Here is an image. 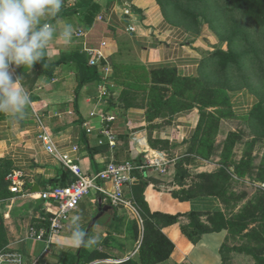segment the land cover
I'll return each instance as SVG.
<instances>
[{
  "label": "crops",
  "instance_id": "obj_1",
  "mask_svg": "<svg viewBox=\"0 0 264 264\" xmlns=\"http://www.w3.org/2000/svg\"><path fill=\"white\" fill-rule=\"evenodd\" d=\"M127 8L131 10L130 16L124 14ZM65 22L74 28L70 41L59 38ZM41 23H49L55 29L45 54L46 63L56 66L43 74L38 73V63L31 68L13 66L14 78L21 77L20 84L32 103L26 107L19 121L0 113V159L10 161L12 170L24 172V190L28 194H17L2 214L9 248L20 255L23 264H31L38 258L47 263L48 259L54 258L53 252L44 253V245L29 239L30 229L41 223L44 211L53 212L55 208L53 204L44 202L40 193L70 185L76 178L39 139L37 120L40 119L58 152L73 159L85 175L104 170L112 160L142 162L152 159L153 153H160L169 162L168 174L173 176L172 179L167 180L163 178L166 175L152 169L137 174V178L147 184L144 196L152 213L182 215L178 224L162 228L175 248L170 258L159 264H223L226 231L205 234L197 243L183 233V227L190 224L188 214L191 212L224 213L221 200L198 197L181 202L172 196V192L180 190L174 184L175 164L195 133L198 122L195 111L149 122L145 109L125 108L120 100L122 88L114 79L115 65L131 62L144 66L149 72L174 69L182 78L200 77L209 54L206 46L194 34L171 24L157 0H63L58 16H45ZM129 26L135 31H129ZM91 51L102 54L97 66L99 78L86 82V78H90L87 74ZM105 90L107 94L102 95ZM256 102L257 99L248 91H242L238 101L232 100L233 110L237 115L247 114ZM102 112L116 117L111 124L114 147H110L107 140L104 145L98 144L102 125L99 118L91 114ZM85 125L94 130L93 134L86 133ZM151 140L157 141L159 148H153ZM74 147H78V151L74 152ZM132 187L125 189L128 198L133 197ZM101 203V196L97 193L94 198L85 197L81 201L53 245L54 253L61 249L75 254L83 246L77 249L69 239L73 221L78 219L86 232L94 218L89 219L87 212L92 209L99 212ZM102 204L110 207L104 214L109 215L104 234L106 239L111 237L113 243L112 238L122 237L126 231V225L121 234L115 230V223L123 218L118 212L128 216L132 214L123 208ZM206 220L207 217L202 218L203 222ZM103 223L98 225V221L88 235L96 239L94 245L85 246L90 252L103 242L99 238ZM140 245L141 241L137 242L121 260L135 257Z\"/></svg>",
  "mask_w": 264,
  "mask_h": 264
},
{
  "label": "rangeland",
  "instance_id": "obj_2",
  "mask_svg": "<svg viewBox=\"0 0 264 264\" xmlns=\"http://www.w3.org/2000/svg\"><path fill=\"white\" fill-rule=\"evenodd\" d=\"M164 1L166 2L167 0ZM181 7H189L191 10L196 8L199 11L197 22L190 18H182L179 10L176 11L175 8L169 7L167 12L171 20L168 21L175 26L189 30L190 33L196 36L197 40L206 46L208 53L227 49L228 45H231L232 49L237 53L248 54L243 60V73L236 72L237 68L235 67L232 74L229 75L218 76L213 73L211 75L212 80H214L213 83L222 82L229 90L233 101H238L242 91H248L256 99L264 98V31L255 29L254 23L243 16L242 13L229 14L227 9H225L223 0H205L203 5L197 7L189 6L182 2ZM224 11L225 13H223ZM246 33L250 36L245 42L243 37ZM239 34L242 37H234V35ZM121 64L126 66L137 63H119V66H122ZM142 77L143 74L137 71L119 69L118 81L123 86L128 87L129 91L136 93L139 100H141L145 92H148L145 87L150 85H147V83L152 81L149 76H145L140 83ZM135 85L139 86L135 88ZM218 90L215 89L211 95L204 94L205 96L201 98L200 105L188 102L194 106L188 111L194 110L198 117L196 129L201 122L200 115L202 111L214 113L217 116V120H214L211 125L202 127L203 146L197 149V152L187 156L188 149L182 150L178 160L188 159L185 166L193 175L202 172L212 173L224 169L222 175L224 179H227L228 184L223 194V206L224 214L228 221V228L226 230L227 239L224 245L225 260L223 264H264V124L259 122L258 119L254 120L241 114L240 116H235L231 108L226 106L218 109L202 106L204 101L220 105L223 98L217 96L218 93L216 91ZM196 92H199V90ZM172 93L173 90L168 95ZM199 96L200 93H196V97L193 98L198 99ZM191 98L189 97V99ZM242 161L248 167L237 170L236 165ZM11 171L12 169L9 173ZM7 176L5 178L6 182ZM163 178L170 180L173 176L167 174ZM189 185H191V182H189ZM8 190L10 196L0 200L1 214L6 211L10 200L17 196L10 189ZM94 194L96 192L92 191L87 196L88 199L94 198ZM118 213L123 218H126V231L122 237L112 238L113 243L110 241L111 237L106 239L104 234V226L109 215L106 214L102 217L98 224L101 225L105 222L99 237L103 242L95 250L108 253L112 258L111 260L125 259L127 251L133 250L137 245L136 225L133 223L136 219L135 216L131 214V216H128L121 211ZM97 214L98 209H92L87 212L89 219ZM138 229L142 239L144 225H139ZM86 249L88 250V248ZM61 252V249L55 251V253L53 251L52 255L55 256L48 259L49 262L47 263L38 258L31 264H58V254ZM11 253L15 252L9 246L0 249V256Z\"/></svg>",
  "mask_w": 264,
  "mask_h": 264
},
{
  "label": "trees",
  "instance_id": "obj_3",
  "mask_svg": "<svg viewBox=\"0 0 264 264\" xmlns=\"http://www.w3.org/2000/svg\"><path fill=\"white\" fill-rule=\"evenodd\" d=\"M223 1L225 9H227L229 14L234 15L242 13L243 16L254 23L255 29L264 31V0ZM157 2L161 6L167 20H171L170 17H168L167 12L169 7L175 8L176 11L179 10V14L182 18H190L197 22L199 11H197L196 8L191 10L189 7H181L182 2L188 4L189 6L197 7L203 5L205 0H167L166 2L164 0H157ZM223 13H225V11ZM188 32L190 31L188 30ZM235 36L242 37L240 34L234 35V37ZM249 36L250 35L246 33L243 37V41L246 42ZM247 55L248 54L246 53H237L234 49H232L231 45H228L227 49H220L214 53H209L208 58L204 63L205 70L203 75L193 79L180 77L174 69H160L149 72L140 64H128L126 66H123L122 64V66H119V64H117L115 65L114 79L115 82L122 88L120 100L125 108L135 107L145 109L147 111V120L149 122H154L158 118H171L178 113L186 112L191 108H194V106L188 102L200 105V102L202 101L201 98L205 96L204 94L211 95L215 89H219L216 92L218 93V97L223 98L221 99L222 103L220 105H216L214 102L204 101L202 106L215 109L226 106L231 108L235 116H240L233 110L231 94H229L227 87H225L222 82L213 83L214 80H212L213 78L211 75L213 73L218 76L232 74L234 67L237 68V70H235L236 72L243 73V60ZM54 66L56 65H48L46 63V54L44 53V56L38 62V73H48L54 68ZM121 68H124L126 71L131 70L142 73L143 77L141 78L140 83L145 76H149L151 78L152 81L147 83V85L150 86L145 87L148 92H145L142 95L141 100L137 99L136 93H132L129 91L128 87L123 86V84L118 81L119 69ZM88 69L89 72L87 71V75L90 78H86V82H88V80H97L99 78L98 67L88 66ZM138 86L139 85H135L134 87L137 88ZM171 90H173V93L168 95ZM197 90H199V92H196ZM196 93H200L198 99L193 98L196 97ZM189 97L192 98L189 99ZM134 99L138 101H135ZM242 116L251 117L254 120L258 119L259 122L264 124V98H258L252 110ZM200 120L201 122L199 127L195 130V133L191 138V146L189 145L190 147L188 146L187 148L188 150L186 156L197 152V149L203 146L204 138L201 135L203 131L202 127L213 124L214 120H217V116L214 113L202 111ZM150 145L153 148H159V143L157 141L151 140ZM187 160L188 159L178 160L175 164L174 184L175 186L180 187V190L172 192V196L181 202H188L198 197H217L223 203L224 190L228 184L227 179H224L222 175L224 169L212 173L202 172L193 175L185 166ZM243 167H248L244 161L236 165L237 170H240ZM11 169H13V165L10 161L0 159V200L10 196L8 190L9 183L8 181H5V178ZM75 181L76 178L72 181V183ZM189 182H191V185H189ZM146 187L147 184L143 183L142 180L140 181L139 179L132 187V196L140 209V214L144 222V231L141 239L140 231L138 229V220L135 219L133 221L136 225L135 232L137 242L141 241V245L135 257H130L128 260L122 261L121 263H106L104 262L105 260L112 259L108 253L98 252L97 250L90 252L85 246H82L75 254L68 252L59 253L58 264H159L168 260L175 246L162 232V228L178 224L179 218L182 215H170L159 212L152 213L144 196ZM50 217L51 214L44 211L41 223L38 222L34 226L37 228H47L49 226ZM188 217L190 218V224L183 227V233L193 243H197L205 234L226 231L228 228V221L225 214L222 212H191L188 214ZM203 217H207L206 222L202 221ZM119 221L120 222L115 223V230L121 234L123 232L121 229L125 226L126 218H120ZM8 244L9 240L7 229L4 224L3 215L0 212V249L8 246ZM224 251L225 248L223 247V261L225 260Z\"/></svg>",
  "mask_w": 264,
  "mask_h": 264
},
{
  "label": "built area",
  "instance_id": "obj_4",
  "mask_svg": "<svg viewBox=\"0 0 264 264\" xmlns=\"http://www.w3.org/2000/svg\"><path fill=\"white\" fill-rule=\"evenodd\" d=\"M124 14L131 15L129 8L125 9ZM129 31L134 32L135 29L129 26ZM91 59L89 65L91 67L98 66V59L102 57L100 51H91ZM106 90L102 95H106ZM92 117H98L101 121V130L98 136V144L104 145L107 140L110 147H114L115 137L111 132V124L116 117L106 113H92ZM38 127L40 130L39 139L45 145L46 150L60 160L62 165L68 169L75 177L76 181L67 186L54 187L40 193V198L55 206L53 212H49V226L47 228H37L33 226L30 229L29 239L44 245V253L52 254L53 245L62 234L67 225L70 215L77 211L81 201L95 191L101 196V202L116 208H123L129 211L138 220L139 225H143V218L140 209L134 198H128L125 189L132 187L137 181V174L145 170L152 169L160 175L168 174L169 162L161 157L160 153H153L154 157L148 161L134 162L132 160L117 162L112 160L107 167L92 175H85L80 166L75 163L66 154H61L55 148L52 136L47 131L43 122L38 119ZM86 128L87 134H93V129ZM74 152L78 151V147H74ZM9 189L16 195L27 196L25 192V174L21 170H12L8 176ZM122 260H108L106 263H121ZM0 264H23L20 255L11 253L0 256Z\"/></svg>",
  "mask_w": 264,
  "mask_h": 264
},
{
  "label": "clouds",
  "instance_id": "obj_5",
  "mask_svg": "<svg viewBox=\"0 0 264 264\" xmlns=\"http://www.w3.org/2000/svg\"><path fill=\"white\" fill-rule=\"evenodd\" d=\"M62 4L63 0H0V113L15 121L23 118L32 101L20 84L21 77L14 78L13 66L31 68L42 59L55 29L41 20L58 16ZM73 32V25L65 22L59 38L70 41ZM69 239L76 247L96 243L78 219Z\"/></svg>",
  "mask_w": 264,
  "mask_h": 264
},
{
  "label": "water",
  "instance_id": "obj_6",
  "mask_svg": "<svg viewBox=\"0 0 264 264\" xmlns=\"http://www.w3.org/2000/svg\"><path fill=\"white\" fill-rule=\"evenodd\" d=\"M34 192H37L36 190ZM110 207L103 206L101 203L99 206V212L98 214L92 219L90 225L87 228L86 233L89 235L90 231L96 226L97 222L104 216L105 212L109 210Z\"/></svg>",
  "mask_w": 264,
  "mask_h": 264
}]
</instances>
